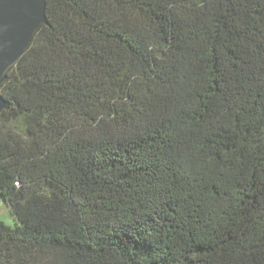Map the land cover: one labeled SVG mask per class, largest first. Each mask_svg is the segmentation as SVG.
<instances>
[{
	"label": "trees",
	"instance_id": "1",
	"mask_svg": "<svg viewBox=\"0 0 264 264\" xmlns=\"http://www.w3.org/2000/svg\"><path fill=\"white\" fill-rule=\"evenodd\" d=\"M0 95V264H264V0H47Z\"/></svg>",
	"mask_w": 264,
	"mask_h": 264
},
{
	"label": "water",
	"instance_id": "2",
	"mask_svg": "<svg viewBox=\"0 0 264 264\" xmlns=\"http://www.w3.org/2000/svg\"><path fill=\"white\" fill-rule=\"evenodd\" d=\"M47 0H0V88L6 71L27 50L41 24ZM8 103L0 95V110Z\"/></svg>",
	"mask_w": 264,
	"mask_h": 264
},
{
	"label": "rangeland",
	"instance_id": "3",
	"mask_svg": "<svg viewBox=\"0 0 264 264\" xmlns=\"http://www.w3.org/2000/svg\"><path fill=\"white\" fill-rule=\"evenodd\" d=\"M0 221L10 227H14L16 224L14 217L3 203H0Z\"/></svg>",
	"mask_w": 264,
	"mask_h": 264
}]
</instances>
